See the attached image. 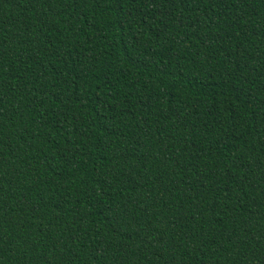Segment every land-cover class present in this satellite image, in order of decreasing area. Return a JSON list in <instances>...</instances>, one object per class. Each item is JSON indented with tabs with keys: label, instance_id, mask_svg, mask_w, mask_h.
Instances as JSON below:
<instances>
[{
	"label": "trees",
	"instance_id": "1",
	"mask_svg": "<svg viewBox=\"0 0 264 264\" xmlns=\"http://www.w3.org/2000/svg\"><path fill=\"white\" fill-rule=\"evenodd\" d=\"M0 264H264V0H0Z\"/></svg>",
	"mask_w": 264,
	"mask_h": 264
}]
</instances>
